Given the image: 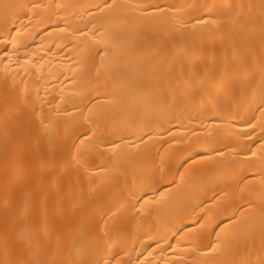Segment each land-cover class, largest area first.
Returning a JSON list of instances; mask_svg holds the SVG:
<instances>
[{"label": "bare ground", "instance_id": "6f19581e", "mask_svg": "<svg viewBox=\"0 0 264 264\" xmlns=\"http://www.w3.org/2000/svg\"><path fill=\"white\" fill-rule=\"evenodd\" d=\"M0 264H264V0H0Z\"/></svg>", "mask_w": 264, "mask_h": 264}]
</instances>
